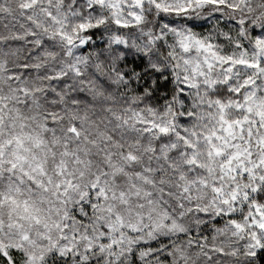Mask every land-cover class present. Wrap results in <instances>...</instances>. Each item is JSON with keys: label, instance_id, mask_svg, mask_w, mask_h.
<instances>
[{"label": "snow or ice", "instance_id": "snow-or-ice-1", "mask_svg": "<svg viewBox=\"0 0 264 264\" xmlns=\"http://www.w3.org/2000/svg\"><path fill=\"white\" fill-rule=\"evenodd\" d=\"M0 264H264V0H0Z\"/></svg>", "mask_w": 264, "mask_h": 264}]
</instances>
